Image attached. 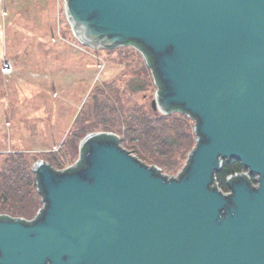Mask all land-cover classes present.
I'll return each mask as SVG.
<instances>
[{
    "label": "water",
    "instance_id": "1",
    "mask_svg": "<svg viewBox=\"0 0 264 264\" xmlns=\"http://www.w3.org/2000/svg\"><path fill=\"white\" fill-rule=\"evenodd\" d=\"M76 39L134 42L158 86L151 106L194 120L185 170L161 175L87 135L85 166L33 159L43 208L0 215V264H264V0H64ZM234 159L229 192L215 172Z\"/></svg>",
    "mask_w": 264,
    "mask_h": 264
},
{
    "label": "rangeland",
    "instance_id": "2",
    "mask_svg": "<svg viewBox=\"0 0 264 264\" xmlns=\"http://www.w3.org/2000/svg\"><path fill=\"white\" fill-rule=\"evenodd\" d=\"M156 91L133 46L80 43L64 0H0V215L33 220L44 205L31 179L33 159L66 170L90 134H113L161 175H179L196 144L194 120L153 113ZM241 172L257 184V175Z\"/></svg>",
    "mask_w": 264,
    "mask_h": 264
},
{
    "label": "trees",
    "instance_id": "3",
    "mask_svg": "<svg viewBox=\"0 0 264 264\" xmlns=\"http://www.w3.org/2000/svg\"><path fill=\"white\" fill-rule=\"evenodd\" d=\"M125 45H131V46H133L134 48H136L143 56H144V54H145V52L139 47V45L138 44H136V43H134V42H128L127 44H125ZM145 58V57H144ZM145 62H146V65H147V67L150 69V72H151V75H152V78H153V80H154V83H155V86H156V88H157V91H160V89L158 90V86L156 85V81H155V79H154V77H153V74H152V71H151V68H150V66H149V58H148V56L146 55V59H145ZM156 91V92H157ZM150 109H151V111L153 112V113H155V112H157V110H154L153 108H152V106L150 107ZM173 111H176V110H173V109H171L169 112H173ZM178 112H180V111H178ZM181 113H183V112H181ZM183 114H186V113H183ZM192 119V118H191ZM193 120V119H192ZM82 130H84V129H82ZM87 129H85L84 131H78V132H76V133H74V137H75V139H78V141L80 140V139H82V137H83V133L86 131ZM113 135V134H112ZM196 135V134H195ZM114 137H115V139H116V141H117V143H118V145L120 146V143H119V138H117L115 135H113ZM95 138L96 139H100V138H107V136H106V134L105 133H101V134H97L96 136H95ZM82 151V154L84 153V148H79V151ZM126 150V149H125ZM127 151V150H126ZM29 163L31 162L30 161V158H29ZM140 161V160H139ZM141 162V161H140ZM50 165V164H49ZM51 166V165H50ZM85 166V164H84V162H83V160L82 159H78V161L76 162V164H75V167H73V168H70V169H67V171H74V170H77V169H80V168H82V167H84ZM53 169H54V167L53 166H51ZM186 167V166H185ZM185 167H184V169H183V171L185 170ZM56 171H58V170H56ZM182 171V172H183ZM241 171H243V167H242V165L238 162V161H236V160H234V159H231V160H228V161H225L224 160V162H223V165H222V168L219 170V171H217V172H215V174H214V177H213V186L214 187H216V188H218L219 190H221V191H227V190H229V188H228V183H227V177L228 176H230V175H233V174H235V173H240ZM181 172V173H182ZM180 173V174H181ZM32 175H34V176H32ZM32 177L35 179V181H36V177H35V174H33V172H31V179H32ZM38 192V191H37ZM38 194L41 196V198H42V194L40 193V192H38Z\"/></svg>",
    "mask_w": 264,
    "mask_h": 264
},
{
    "label": "built area",
    "instance_id": "4",
    "mask_svg": "<svg viewBox=\"0 0 264 264\" xmlns=\"http://www.w3.org/2000/svg\"><path fill=\"white\" fill-rule=\"evenodd\" d=\"M11 65L8 63V62H4L3 64H2V66H1V72L3 73V74H8V73H10L11 72ZM238 174H243V175H245L246 177H248V175L246 174V173H242V172H240V173H235V174H233V175H230V176H228L227 177V179L228 178H230V177H234V176H236V175H238ZM249 178V177H248Z\"/></svg>",
    "mask_w": 264,
    "mask_h": 264
}]
</instances>
